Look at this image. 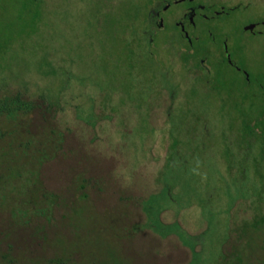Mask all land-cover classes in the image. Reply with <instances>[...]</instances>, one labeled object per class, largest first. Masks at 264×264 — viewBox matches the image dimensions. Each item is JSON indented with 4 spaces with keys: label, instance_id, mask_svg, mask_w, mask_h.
<instances>
[{
    "label": "rangeland",
    "instance_id": "obj_1",
    "mask_svg": "<svg viewBox=\"0 0 264 264\" xmlns=\"http://www.w3.org/2000/svg\"><path fill=\"white\" fill-rule=\"evenodd\" d=\"M175 1L0 0V264H264V0Z\"/></svg>",
    "mask_w": 264,
    "mask_h": 264
},
{
    "label": "trees",
    "instance_id": "obj_2",
    "mask_svg": "<svg viewBox=\"0 0 264 264\" xmlns=\"http://www.w3.org/2000/svg\"><path fill=\"white\" fill-rule=\"evenodd\" d=\"M31 104L23 101L19 96L16 97H5L0 100V116L4 115L9 119L17 118L19 111L29 110ZM3 132L0 131V139L3 138ZM6 152H3L1 156H5ZM15 176L19 175V172L16 170L14 173Z\"/></svg>",
    "mask_w": 264,
    "mask_h": 264
},
{
    "label": "flooded vegetation",
    "instance_id": "obj_3",
    "mask_svg": "<svg viewBox=\"0 0 264 264\" xmlns=\"http://www.w3.org/2000/svg\"><path fill=\"white\" fill-rule=\"evenodd\" d=\"M180 1H182V0L175 1V4L180 3ZM191 1L192 0H189V3H192ZM167 8H168V6L164 7L163 10H166ZM208 8H211V7H208ZM189 9H190V14L186 13L185 14V18L188 20V23L191 26V24H194V21L198 18L200 10L201 9H206V8L200 7V10H196L197 7L192 5V7H190ZM195 16H196V19H194ZM151 17H153L154 19L155 18L159 19V25L160 26L163 25V13H161L160 11L153 10V12L151 14ZM203 17L207 21H210V20L214 19V16H211V17L203 16ZM262 24H264V23H262ZM176 27H180L181 32L184 33V37L186 39H188V41L190 43V39H189L190 37H189V35H188L187 31H186V29H187L186 25L184 23L178 22V23H176ZM252 33L255 34V32H252ZM226 60H227V63L233 65L232 61H230L229 58L226 57Z\"/></svg>",
    "mask_w": 264,
    "mask_h": 264
},
{
    "label": "water",
    "instance_id": "obj_4",
    "mask_svg": "<svg viewBox=\"0 0 264 264\" xmlns=\"http://www.w3.org/2000/svg\"><path fill=\"white\" fill-rule=\"evenodd\" d=\"M255 28V25H251V26H248V27H246L245 29H246V31H250V30H253Z\"/></svg>",
    "mask_w": 264,
    "mask_h": 264
}]
</instances>
